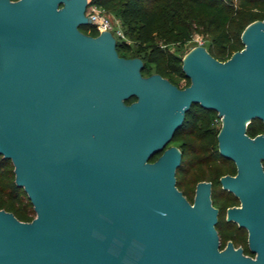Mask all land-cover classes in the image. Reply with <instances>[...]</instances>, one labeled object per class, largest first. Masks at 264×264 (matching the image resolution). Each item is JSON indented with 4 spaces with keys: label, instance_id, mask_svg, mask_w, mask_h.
<instances>
[{
    "label": "water",
    "instance_id": "obj_1",
    "mask_svg": "<svg viewBox=\"0 0 264 264\" xmlns=\"http://www.w3.org/2000/svg\"><path fill=\"white\" fill-rule=\"evenodd\" d=\"M87 4L0 0V154L36 213L0 208V264H264V133L246 131L264 124V19L224 61L192 48L180 88L143 75L111 32L81 31ZM193 103L221 116L218 150L236 173L219 180L239 200L226 220L253 256L220 247L210 181L192 202L176 185L182 153L168 144Z\"/></svg>",
    "mask_w": 264,
    "mask_h": 264
},
{
    "label": "trees",
    "instance_id": "obj_2",
    "mask_svg": "<svg viewBox=\"0 0 264 264\" xmlns=\"http://www.w3.org/2000/svg\"><path fill=\"white\" fill-rule=\"evenodd\" d=\"M91 1L108 11L117 8V15L125 33L135 41L134 54L127 55L126 51L130 50V45L124 40H116L119 55H139L143 60L142 74L148 73L146 63H151L156 73L177 86L179 78L187 79L183 86L188 85L190 79L182 69V60L172 53L167 45L161 46L160 41L164 44H183L191 39L193 31H196L209 39V53L224 61L233 52L244 47L241 40L244 28L254 20L264 19V0H156L151 4H147L145 0ZM79 29L94 36L99 33L90 23L80 24ZM135 99V96H131L126 102L130 103ZM216 115L215 110L205 109L197 103H193L187 110L183 124L173 138L177 139L178 134L188 126L189 129H194L188 130L186 134L196 133V142L189 144L187 139H184L178 145L182 154L176 169V185L192 202L193 195L183 183L185 176L192 169L206 173L197 174L195 180L196 183L200 180L211 182L212 203L219 209L215 227L220 238L227 240L234 236L233 226L236 222L225 220L222 214L227 207L239 204V200L232 192L223 189L219 180L224 174H235L236 166L233 160L219 153L217 133L220 127L214 123ZM246 131L250 136L264 133V124L260 119L254 118L247 125ZM13 168L12 161L0 154V208L13 212L20 220L30 221L35 217L32 214L33 205L23 187L16 185ZM217 188L225 194L220 204L216 203ZM236 226L238 230L245 229ZM243 251L245 254L254 255L249 250L247 241L243 243Z\"/></svg>",
    "mask_w": 264,
    "mask_h": 264
},
{
    "label": "rangeland",
    "instance_id": "obj_3",
    "mask_svg": "<svg viewBox=\"0 0 264 264\" xmlns=\"http://www.w3.org/2000/svg\"><path fill=\"white\" fill-rule=\"evenodd\" d=\"M145 1H146L147 4H151V3H155L156 2V0H145ZM117 12H118V9L115 8V9L110 10L109 11V14L113 18H116L119 21H121L120 18H119V16L117 15ZM116 26H117V24H115V27ZM125 35H126V39L124 41H126L130 45V47H131L129 51H126V54L127 55H132V54H134V51L136 49L135 41L131 37H129V35L127 33H125ZM117 39H118V37H117ZM160 43H161V46L167 45V48L172 53H174L177 57H179L183 61V58L185 57V55L192 48H194L196 46H203V47H205L207 49L208 46H209V39L206 38V36H204L202 34H199L196 31H193V33L191 35V39H189L188 41H186L183 44L170 43V42L167 43V44H164L162 41H160ZM130 57H140V56L139 55H135V56H130ZM146 65L148 67V73H144L143 75L146 76V75H149V74H152V73H156L153 64L147 62ZM186 82H187V79L186 78H179V80H178L179 86L185 85ZM186 132H187V130L184 129L182 133L178 134L177 139L172 138L168 145L169 146L170 145H175V146L178 147V145H180L182 143V141H184V139H187V141L189 142V144L195 143L196 142L195 141L196 133L195 134L188 135V134H186ZM188 146H191V145H188ZM197 174L199 175V174H206V173L203 172V170H199L197 172L196 169H192V170H190L187 173V175L185 176V179L183 181L184 185L191 191V194L193 196H194V193H195V186H196L195 177H196ZM216 193H217V197H216V199H217L216 201L217 202L216 203L217 204H220L224 200L225 194L221 191L220 188H217ZM237 205H239V204H237ZM32 214L33 215H36L35 211ZM222 215H223L224 218H226V210L223 212ZM235 224L237 225V223H235ZM236 225L233 226L234 236L230 240L234 243V245L236 247H243V243L244 242L246 243V241H247V230L246 229H243V228H240L238 230V229H236V227H237ZM220 241H221L220 247L223 245V248H224L227 241L224 238H221Z\"/></svg>",
    "mask_w": 264,
    "mask_h": 264
},
{
    "label": "built area",
    "instance_id": "obj_4",
    "mask_svg": "<svg viewBox=\"0 0 264 264\" xmlns=\"http://www.w3.org/2000/svg\"><path fill=\"white\" fill-rule=\"evenodd\" d=\"M85 14L88 17L90 24L93 25L98 30V32L109 31L116 40L126 39L125 31L121 21L113 18L109 14V11L104 9L102 6L93 3L91 0H88ZM114 23L117 24L116 27ZM214 123L219 127L221 126V116H219L218 113L214 117Z\"/></svg>",
    "mask_w": 264,
    "mask_h": 264
},
{
    "label": "flooded vegetation",
    "instance_id": "obj_5",
    "mask_svg": "<svg viewBox=\"0 0 264 264\" xmlns=\"http://www.w3.org/2000/svg\"><path fill=\"white\" fill-rule=\"evenodd\" d=\"M187 86V85H186ZM179 87V86H178ZM183 87H185V86H182V87H180V88H183ZM206 109V108H205ZM194 128L192 127L191 129H189L188 128V126L185 128V130H187V132H188V130H193ZM169 146V145H168ZM211 188H212V185H211ZM227 209V208H226ZM218 216H219V209H218ZM218 216H217V218H218ZM225 220H226V218H225ZM228 221V220H227ZM219 235V234H218ZM231 238H229V239H227L226 241L228 242V241H231L230 240ZM219 240H221V238H220V236H219ZM227 242H226V244H227ZM220 243H221V241H220ZM226 244H225V246H226ZM234 244V243H233ZM221 245V244H220ZM247 245H248V243H247ZM235 246V245H234ZM236 247V246H235ZM221 248H223V247H221ZM242 249H243V247H242Z\"/></svg>",
    "mask_w": 264,
    "mask_h": 264
}]
</instances>
